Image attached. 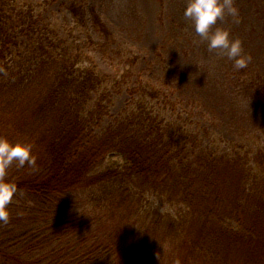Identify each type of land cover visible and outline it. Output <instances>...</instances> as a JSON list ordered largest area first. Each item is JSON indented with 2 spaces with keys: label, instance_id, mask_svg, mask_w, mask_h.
Listing matches in <instances>:
<instances>
[{
  "label": "trees",
  "instance_id": "16d2710c",
  "mask_svg": "<svg viewBox=\"0 0 264 264\" xmlns=\"http://www.w3.org/2000/svg\"><path fill=\"white\" fill-rule=\"evenodd\" d=\"M38 7L0 0V135L36 157L8 169L23 194L0 222V264H264V151L203 149L180 114L170 122L159 109L175 112L169 97L132 80L137 57L102 73ZM68 9L111 39L93 9L87 19L83 6ZM249 90L264 101V74ZM122 92L127 105L102 126Z\"/></svg>",
  "mask_w": 264,
  "mask_h": 264
},
{
  "label": "rangeland",
  "instance_id": "374dc122",
  "mask_svg": "<svg viewBox=\"0 0 264 264\" xmlns=\"http://www.w3.org/2000/svg\"><path fill=\"white\" fill-rule=\"evenodd\" d=\"M39 6L43 21L54 25L65 35L72 31L76 43L95 61L106 75H116L128 68L127 59L137 57L133 81H149L175 103V112L167 106L159 109L170 121H180L198 136L200 146L218 153L228 151L230 144L241 143L250 150L264 151V101L249 90L252 80L264 74V0H235L240 23L231 17L218 24L229 27L231 36L243 42V50L252 60L246 68L236 70L233 61L219 50L209 51L200 41L190 20L183 15L185 0H27ZM71 4L93 9L111 34L102 39L83 25L68 9ZM215 27V26H214ZM89 35L96 45H90ZM135 83L129 86H134ZM128 103L125 92L115 94L109 108L110 117L119 114ZM153 207L174 212L155 197ZM118 224V223H117ZM107 236L115 234L114 225H95ZM129 243V242H128ZM128 255L135 253L127 250ZM174 252V251H173ZM128 257V256H127Z\"/></svg>",
  "mask_w": 264,
  "mask_h": 264
},
{
  "label": "clouds",
  "instance_id": "9594fccd",
  "mask_svg": "<svg viewBox=\"0 0 264 264\" xmlns=\"http://www.w3.org/2000/svg\"><path fill=\"white\" fill-rule=\"evenodd\" d=\"M183 15L191 21L200 41L207 42L209 51L219 50L233 61L236 70L247 67L252 57L244 52L242 40L233 38L229 27L218 24V21H225L228 17L234 23H240L235 0H185ZM32 150L31 143L11 141L0 135V222L9 221L8 206L18 192L23 194L16 183L6 179L8 169L14 162L19 166L26 163L35 166L36 157Z\"/></svg>",
  "mask_w": 264,
  "mask_h": 264
}]
</instances>
